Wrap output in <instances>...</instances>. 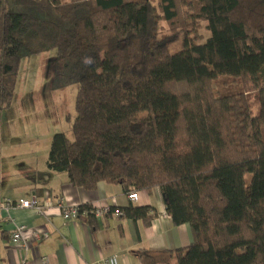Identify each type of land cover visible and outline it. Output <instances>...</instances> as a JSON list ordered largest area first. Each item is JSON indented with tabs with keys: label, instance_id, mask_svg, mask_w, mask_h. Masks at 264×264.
<instances>
[{
	"label": "trees",
	"instance_id": "16d2710c",
	"mask_svg": "<svg viewBox=\"0 0 264 264\" xmlns=\"http://www.w3.org/2000/svg\"><path fill=\"white\" fill-rule=\"evenodd\" d=\"M52 49L55 87L78 91L49 169L88 190L160 187L194 234L176 264H264V0H0V110L23 60Z\"/></svg>",
	"mask_w": 264,
	"mask_h": 264
},
{
	"label": "crops",
	"instance_id": "0c3cea01",
	"mask_svg": "<svg viewBox=\"0 0 264 264\" xmlns=\"http://www.w3.org/2000/svg\"><path fill=\"white\" fill-rule=\"evenodd\" d=\"M16 131L15 125L9 126ZM35 143H38L36 141ZM29 140L0 137V203L3 198L21 199L51 194L67 205L89 204L101 214L64 218L53 212L40 215L33 209L17 208L10 212L0 208V264H100L117 254L121 264H143L140 250L154 255L158 264H176L172 251L188 246L194 234L188 223L176 225L167 211L160 187L139 190L138 200L129 199L122 185L100 182L88 190L69 182L66 173L47 166V154H39ZM150 205L157 216L150 225L143 219L127 217L128 205ZM112 210L103 213L105 207ZM119 208L123 214H115ZM17 223L28 226V246L11 244ZM33 232H38L37 239Z\"/></svg>",
	"mask_w": 264,
	"mask_h": 264
},
{
	"label": "rangeland",
	"instance_id": "374dc122",
	"mask_svg": "<svg viewBox=\"0 0 264 264\" xmlns=\"http://www.w3.org/2000/svg\"><path fill=\"white\" fill-rule=\"evenodd\" d=\"M158 3V0H155ZM199 32L210 35L207 22L200 21ZM165 29L166 22H162ZM57 50L34 54L23 60L18 77L15 97L11 106L0 110V137L29 140L39 154L50 151L52 137L56 132L71 133L72 118L76 115L75 101L78 85L55 87ZM256 112V111H255ZM17 126L10 131L9 126ZM38 141V143H35ZM247 175V182L250 181Z\"/></svg>",
	"mask_w": 264,
	"mask_h": 264
},
{
	"label": "built area",
	"instance_id": "2783aa9c",
	"mask_svg": "<svg viewBox=\"0 0 264 264\" xmlns=\"http://www.w3.org/2000/svg\"><path fill=\"white\" fill-rule=\"evenodd\" d=\"M129 199L138 200L139 195L138 191H131L128 194ZM0 208L4 209L7 212H10L13 209L17 208H27L33 209L40 215H49L53 212H56L62 215L64 218L69 219L71 217H79L81 215H87L88 210L81 211L80 206L76 205H67L65 204L62 198L54 200L51 194H46L42 197L38 195H33L31 198H21V199H12V198H3L0 203ZM112 209L110 207H105L103 213H108ZM101 214V210L92 209V213ZM115 214H123L122 210L115 208L113 210ZM28 226L24 223L15 224L12 233H11V244L18 248H25L28 246V236H27ZM34 236L37 239H41V235L38 232H33ZM23 264H26L25 260ZM100 264H121L119 256L117 254H112L111 256L103 259Z\"/></svg>",
	"mask_w": 264,
	"mask_h": 264
}]
</instances>
